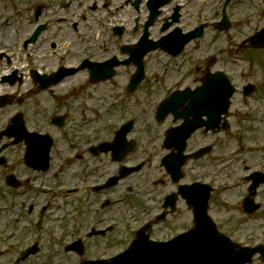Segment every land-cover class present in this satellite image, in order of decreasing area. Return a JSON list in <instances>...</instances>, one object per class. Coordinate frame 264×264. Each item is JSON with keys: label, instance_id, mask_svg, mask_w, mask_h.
I'll list each match as a JSON object with an SVG mask.
<instances>
[{"label": "rangeland", "instance_id": "374dc122", "mask_svg": "<svg viewBox=\"0 0 264 264\" xmlns=\"http://www.w3.org/2000/svg\"><path fill=\"white\" fill-rule=\"evenodd\" d=\"M4 3L5 0L2 4ZM18 3L20 6L23 3L26 6L30 5L27 0H19ZM240 13H242L241 7L238 10V14ZM103 19L105 22L108 20L109 25L116 23V19L112 16H104L102 21ZM105 30H103L101 38L99 35L97 40H93V38L90 40L100 45L109 44L111 38L106 35ZM226 45L223 35L216 37L212 34V40L207 37L202 39L199 47L188 50L177 62H174L173 59L168 60L166 56H156L155 58H159V61L153 59V62L148 66V80L141 83L134 93H128L129 95L125 93L123 83L118 85L117 82H111L97 86L93 85L83 73L78 74L79 76L75 78H68L65 83L54 89L58 96L51 93L50 90L39 91L38 94L24 92H28L33 87L30 80H26L17 87L19 91H23V95L20 92L13 95L16 87L11 89L7 95L10 97H6V101L9 102L7 106L15 102L14 99H21L16 103L20 106L15 105L12 108L6 106V109H12L15 112L28 108L37 116L41 131L49 130L57 136L61 152L55 158L57 170L48 171L46 173L48 177L32 173L30 175L31 185L28 186L32 189L24 195H22V189H13L6 183V178L10 173L21 177L28 175L29 169L22 162L24 152L20 146H13L11 149L8 147L4 152L6 156L10 157L12 164L0 167V249H3L8 241L23 240L24 246H27L32 243V237L37 238L36 236H38L40 238L38 240L39 252L20 264H82L83 260L109 258L123 251L135 237L137 229L163 211V208L160 209V201L157 196H163L168 191L175 189L159 166L160 157L164 151L161 149L163 132L159 130L158 122L155 119V109L158 104L171 90L193 88L199 85L201 78L206 73L207 62L213 55L216 56V62L211 70L227 66L234 82L239 87L245 82L243 76L245 72L252 75L245 63L234 59L235 56L231 54L232 50H229ZM45 48L44 43L37 57L36 55L30 57L26 63H29L31 67L38 66L41 70L54 66L55 59L50 58L52 55ZM66 92L69 94H64ZM260 93L259 98L250 99V107L244 104L241 94H236L230 108L233 141L240 140V131L246 126L250 129L252 141L264 140V125L262 127V124H257L254 121H243L241 117L246 109H254L256 110L255 117L258 116L259 122L264 123V91L262 90ZM81 105L84 107L82 108ZM69 108L71 110H69L67 125L62 128L53 126L52 119L64 115V112H67ZM128 118L136 120V131L138 130L144 139H147L144 127L151 126L152 131L155 130L156 147L159 149L156 164L151 169L144 168L133 176L121 179L116 186L106 191H94L92 190L94 183L103 182L114 166L110 165L98 170L99 178L97 175H91V171L95 170L98 162L92 160L87 150L92 145L111 140L118 124ZM253 124L258 125L257 128L260 130L256 133L257 137L254 136L255 132H252L258 130L253 127ZM73 139L75 140L73 143L79 144L71 149L66 144V140ZM82 139H85V144L79 142ZM82 145L86 147L85 153L80 148ZM236 145L238 144H232L231 151L237 149ZM76 153H84L86 156L79 160L76 159ZM66 159L72 162L69 166L73 167L72 170L68 167L67 172L56 174L58 177L50 175V172L56 173L60 164ZM102 159L105 158L102 157ZM207 165L209 164L207 163ZM190 166H195V170L200 168L193 161L187 162V167L191 168ZM194 171L191 173L194 174ZM205 171L202 180L214 186L209 213L220 231L238 241L247 243L256 241V237L249 234L250 229L254 230L251 232L254 235L264 237L263 220H244L245 216L241 207L228 208L221 204V201L232 204L240 198L239 188L226 191L225 196L223 195L225 184L231 185L235 178H230L228 175L210 178L206 177L208 175ZM136 176H138L137 180ZM36 177L39 178L35 180ZM199 177L197 172L196 176L187 175L184 179L191 181ZM47 180L57 184L56 189L70 186L79 189L70 193L63 192V194L57 193L55 189H53L54 192H44L37 186ZM107 200L111 203L103 204V201ZM31 206L32 210H30ZM43 207H46L45 210L40 212ZM40 216L43 217V222L40 227H37ZM166 219H168L167 223L162 221L154 226L151 233L152 238L156 240L169 239L193 226L192 211L183 203L175 213L168 214ZM111 224L114 228L107 231L105 235L89 236L93 228L104 229V226ZM80 238L84 247L83 256L67 247ZM13 258L14 254L12 253L0 255V264H12ZM254 264L264 263L256 260Z\"/></svg>", "mask_w": 264, "mask_h": 264}, {"label": "flooded vegetation", "instance_id": "af4514ba", "mask_svg": "<svg viewBox=\"0 0 264 264\" xmlns=\"http://www.w3.org/2000/svg\"><path fill=\"white\" fill-rule=\"evenodd\" d=\"M18 1L5 0V3L2 4L3 0H0V96L5 97V99L6 97H10L7 95L15 87L13 95L19 92L23 95V91H19L17 87L21 86L26 80H30L33 83V87L28 92L24 91L26 93L38 94L39 91L45 90L53 92L51 87L45 89L43 85L49 81L50 76L61 78L63 73H55L62 67L72 68L82 64L106 63L114 60V62L120 64L117 66L115 77L129 80L136 73V61L142 60L147 74V66L153 62L152 60L159 61V58L153 57L154 53L167 54L161 50L143 54L144 50L142 49L145 48L144 46L142 49H136L135 46H137L145 33L148 34L147 41L152 43L157 42L163 36L170 33V37L167 41L164 40L163 43H168L169 41L179 42V40L183 42L187 38L185 34L195 32L201 24H205L204 36L209 33L210 40H212V29L216 33L223 34L226 46L229 50H232L231 52L236 53L239 48L246 49L241 54L247 60H251L247 69L252 75L244 73L245 84L253 83L255 91L251 95L259 94L262 90L264 91V36L262 35L264 32V0H231L226 7V11L232 20V27L230 30L222 32L216 29L214 23L221 19L225 0H27L30 2L29 6H26L24 3L20 6ZM160 1H164L167 4L159 8V11H161L160 16L146 29L145 24L148 19L149 9ZM240 7L242 13L238 14ZM104 16H112V18L116 19V23L109 25L110 22L108 20L105 22L103 19L102 21V17ZM167 24H170V26L167 30H164ZM116 27L117 29H115ZM103 30L111 38L109 44L100 45L90 40V38L97 40L99 35L101 38ZM258 32L261 33L260 46L247 49L250 45V38ZM34 33H36L34 40L26 45V41ZM44 43L46 51H49L52 55H49L50 58L52 60L55 59L54 66L48 67L46 70H41L38 66L31 67L26 62L30 60V57H34L35 55L37 57ZM200 44L201 38L196 37L184 46L183 52L191 48L194 50ZM146 45H148L147 42ZM83 46L85 47L82 48ZM15 48L17 49L16 60L11 54ZM127 48L129 49L124 50ZM137 56L141 57L138 58ZM81 73L91 81L90 68L88 67L73 76H65L66 78H62L59 85L65 83L68 78L77 77ZM254 79L255 81H253ZM257 79L261 80L258 82ZM14 101L11 103L13 105L9 104L7 107L20 106V104L16 103L21 101V99H14ZM18 114H21V119L28 130H35L39 125L37 116L28 108L14 112L12 109H6L5 106L0 108V131L7 129L9 126H15V130L18 132L17 138L20 141L16 146H20L23 150L22 162H24L25 167L30 171L34 169L28 162V157L32 156L31 154L28 155L25 144L29 139L28 133L24 130L21 123L17 121L14 123L12 120V117ZM68 115L65 112L64 119H60L63 121V125L56 127L62 128L67 123ZM246 118H248L247 115ZM164 121L161 145L164 153L160 157L159 166L168 177L169 182L175 186V189L168 191L163 196H157L158 201H160V209H164V206L168 208L171 206L170 201L167 200L168 196L178 191V188L183 186L184 183L202 180L206 169L205 172L208 175L206 177L211 178L213 176L220 178L221 176L229 175L236 178V180L241 179L244 187L239 207L242 210L244 207L249 209L254 204L246 202L245 199L252 196L250 194V188L254 183L252 175L257 173L263 179L258 182L254 200L260 205L257 213H259L260 219L264 221V140L252 141L250 129L247 126L242 129L245 133L244 138L237 141L232 140V125L230 123L228 128L220 131L200 128L188 140V153L198 151L201 148H207V153L193 160L196 166L200 167L198 170H195V166H190L191 169H186L187 165L184 167L182 170V180L185 176L191 175V170L197 171L200 177L191 181H185L184 179L183 182L181 181L182 183H176L168 173V170L162 167L161 161L165 155L177 153L174 149L171 151L167 150L165 142L170 128L178 125L180 122L175 121L173 115L167 116ZM259 121L258 117L256 122L257 124H262L263 127L264 123ZM257 126L253 124V127L256 129H258ZM252 132H255L254 136L257 137L256 133L260 132V130ZM133 133L138 135L137 131H132ZM154 133L155 130L150 131L148 139L141 144L140 149L136 150L137 152H130L123 162L113 160L110 153L94 155L90 151V148H88L87 152L92 160L98 162L95 170L91 171V175H97L99 178L98 170L113 165L114 169L111 170L109 176L103 182L101 181L102 183L100 184L103 185L112 176L124 173V170H127L125 168L142 165L139 172L144 168L151 169L156 164V157L159 154ZM84 141L85 139H82L79 142L85 144L86 142ZM9 142L10 140L8 142L3 141L4 144H9ZM70 142L73 143V141ZM233 143L238 144L235 146L238 148V151H231ZM78 144H71V146H78ZM7 147L9 145H6L5 148ZM80 148L84 152L86 147L82 145ZM234 151L235 153L233 154ZM84 153H76V159H84V156H86ZM102 157L105 159H102ZM104 160L106 161L104 162ZM170 160L174 162V167L178 164L176 159L174 161L173 156H171ZM211 160L212 165L210 166ZM69 162L72 163L71 161ZM7 164L8 160L5 165ZM34 171L39 172L37 170ZM139 172L131 173L128 177ZM135 179L137 180L138 176ZM96 183H99V181ZM23 185L24 183H22L21 187ZM235 185H237L236 181ZM26 190V188H22V193H25ZM180 203L184 204L185 201L181 196H178L176 207ZM30 210H32V206ZM34 243L35 240L31 244L24 246L23 240H19L18 242L9 243L8 247H6V242L3 247L4 250L0 249V255L6 253L14 254L13 264H15L24 251L32 247Z\"/></svg>", "mask_w": 264, "mask_h": 264}, {"label": "water", "instance_id": "95a60500", "mask_svg": "<svg viewBox=\"0 0 264 264\" xmlns=\"http://www.w3.org/2000/svg\"><path fill=\"white\" fill-rule=\"evenodd\" d=\"M232 92L233 88L225 80L209 75L196 90L174 93L159 106V113L161 109H180L186 101H190L183 108L191 109L184 117L193 115L194 118L187 120L182 129L191 132L198 127L203 113H207L211 119H220L229 106ZM212 109H216V112ZM218 110L221 113H217ZM188 198L196 208V226L190 232L168 243H155L149 241L143 230L124 254L111 261L85 264H243L250 260L251 251L235 250L236 246L216 231L215 225L206 216L207 196H204L202 204L194 193Z\"/></svg>", "mask_w": 264, "mask_h": 264}]
</instances>
